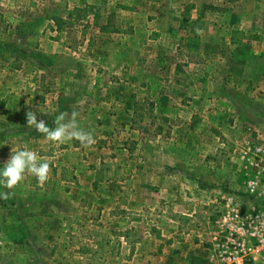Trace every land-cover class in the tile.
Returning <instances> with one entry per match:
<instances>
[{"label": "rangeland", "instance_id": "obj_1", "mask_svg": "<svg viewBox=\"0 0 264 264\" xmlns=\"http://www.w3.org/2000/svg\"><path fill=\"white\" fill-rule=\"evenodd\" d=\"M143 99L151 117L130 128ZM30 110L50 128L77 111L96 143L49 142ZM247 140L264 143V0H0V157L28 148L52 169L43 187H1L0 264H206L157 226L207 246L223 193L243 189Z\"/></svg>", "mask_w": 264, "mask_h": 264}, {"label": "built area", "instance_id": "obj_2", "mask_svg": "<svg viewBox=\"0 0 264 264\" xmlns=\"http://www.w3.org/2000/svg\"><path fill=\"white\" fill-rule=\"evenodd\" d=\"M241 192H224L210 233L215 264H264V143L244 141L235 149Z\"/></svg>", "mask_w": 264, "mask_h": 264}, {"label": "clouds", "instance_id": "obj_3", "mask_svg": "<svg viewBox=\"0 0 264 264\" xmlns=\"http://www.w3.org/2000/svg\"><path fill=\"white\" fill-rule=\"evenodd\" d=\"M79 112L73 111L55 115V127L47 126L45 120L37 119L36 111H27L26 122L29 127H34L37 132L43 133L45 139L56 144H65L73 140L85 148H91L96 140L91 131L83 130L78 122ZM51 166L48 160H41L38 154L28 148L22 150H12L8 161L0 170V187L14 189L25 179L26 174L34 176L38 184L43 187L50 179ZM9 192H0V199L7 200Z\"/></svg>", "mask_w": 264, "mask_h": 264}, {"label": "crops", "instance_id": "obj_4", "mask_svg": "<svg viewBox=\"0 0 264 264\" xmlns=\"http://www.w3.org/2000/svg\"><path fill=\"white\" fill-rule=\"evenodd\" d=\"M20 150V149H18ZM5 157L6 156H9V154H5L4 155ZM4 159H1L0 157V169L3 168L4 164L8 161L7 158ZM1 189V187H0ZM180 200V199H178ZM176 201L174 202V200L171 202L172 203V207L175 206V208H177V211L182 214H185V212H181L182 209H184L185 207L182 206L181 204H184L181 200L180 201ZM169 201V200H168ZM190 208V207H189ZM186 215H191V214H186ZM171 221H174V220H171ZM176 222V221H174ZM169 227V228H167ZM175 228V229H174ZM157 229L160 230L159 232V238H166L165 240L164 239H160L161 242L163 243H168L170 241V238H172V242H171V245H174L176 244L177 245V248L180 249V255L181 257H183V259H189V260H192L193 256L195 257V259H198L199 257H202L203 260L205 261L206 264H215L211 259H210V252H209V247H210V235L204 239H206V243H207V246L204 245L202 248H201V245L199 244V241H201L199 238H192L191 240H187L185 237V235L181 236L180 238H184V242H180V241H175L173 238H177L175 235H179L180 231L179 229L177 228V226L175 224H170L168 226H164V227H159L157 226ZM185 236V237H184ZM101 239L102 238H93L92 240V243L91 245H93L95 248H93V253L97 256H101L100 252H102V246H103V243H104V240L102 239V242H101ZM129 240V238L127 237H119L116 239L117 243L118 244H126L127 241ZM106 241V240H105ZM186 241L188 243H186ZM69 242H73L72 240H69ZM76 244H78V246H75L77 247V251H76V254L79 256V258H81L82 256H84V252L81 250L82 248V243L81 240L78 241L76 240L75 242ZM75 244V245H76ZM209 244V245H208ZM81 246V248H80ZM206 246V247H205ZM87 251H90V250H87ZM89 256H91V253L89 254ZM178 264H181V262H179Z\"/></svg>", "mask_w": 264, "mask_h": 264}, {"label": "trees", "instance_id": "obj_5", "mask_svg": "<svg viewBox=\"0 0 264 264\" xmlns=\"http://www.w3.org/2000/svg\"><path fill=\"white\" fill-rule=\"evenodd\" d=\"M230 3L235 2L236 0H227ZM60 26V23H58V27ZM153 111V103L150 102L148 99L143 100H134L132 104V114L129 118L130 120V128H141L140 120L144 116L151 117ZM154 120L152 119L150 124L154 123ZM165 121V119H164ZM156 132L161 131V126L157 125ZM134 141L133 140H125V142L122 143L123 148L127 149L129 152H131L134 149ZM12 152L9 154L11 155ZM92 169L95 171L94 181L92 183V187H96V185L104 180L105 171L109 170V164L107 162H104L103 160L100 161L98 168H95V166H91ZM62 179L66 180V177L63 175L61 176ZM115 214H122L124 213V210H114Z\"/></svg>", "mask_w": 264, "mask_h": 264}]
</instances>
